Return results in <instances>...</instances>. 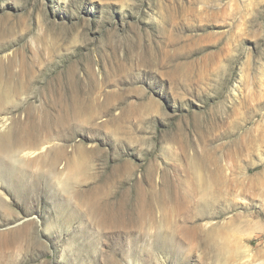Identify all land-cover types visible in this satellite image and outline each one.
<instances>
[{"label":"rangeland","instance_id":"obj_1","mask_svg":"<svg viewBox=\"0 0 264 264\" xmlns=\"http://www.w3.org/2000/svg\"><path fill=\"white\" fill-rule=\"evenodd\" d=\"M0 134V264H264V0H0Z\"/></svg>","mask_w":264,"mask_h":264},{"label":"bare ground","instance_id":"obj_2","mask_svg":"<svg viewBox=\"0 0 264 264\" xmlns=\"http://www.w3.org/2000/svg\"><path fill=\"white\" fill-rule=\"evenodd\" d=\"M7 134V133H6ZM9 135V133H8ZM8 135L5 134H0V152H6L9 151V148L11 146V143ZM10 144V145H8ZM26 202V201H25ZM31 208V206H30ZM0 209H4L5 211H9L8 208L6 207V204L0 199ZM29 209V207H28ZM107 212V211H106ZM10 214V213H9ZM109 212H107V215ZM15 222V221H13ZM12 223L9 222L7 225H11ZM27 225L23 224L20 226H9L5 230H0V249L6 245L9 241L12 239L19 237L23 232L25 233L27 231ZM41 264V263H39Z\"/></svg>","mask_w":264,"mask_h":264}]
</instances>
